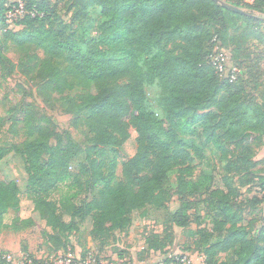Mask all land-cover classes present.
Here are the masks:
<instances>
[{
	"label": "trees",
	"instance_id": "16d2710c",
	"mask_svg": "<svg viewBox=\"0 0 264 264\" xmlns=\"http://www.w3.org/2000/svg\"><path fill=\"white\" fill-rule=\"evenodd\" d=\"M19 1L23 13L10 29L5 16L18 5L0 0V25L5 29L0 45L13 46L40 91L59 102L64 112L83 114L86 140L82 148L68 131L58 132L53 119L39 116L33 104L14 112L10 128L20 125L25 140L19 146L0 140V161L17 150L27 182L21 195L15 182L0 181V228L8 212H19L23 197L44 216L57 249H65L87 219L92 220L90 239L102 248L111 236L129 228L134 213L166 210L170 177L176 175L179 208L168 214L166 224L195 226L187 234L203 263L264 264V222L254 217L245 223L231 193L212 190L205 177L193 179L191 163L193 156L202 160L206 152L229 157L219 142L221 130L238 138L239 149L244 138L264 132V103H246L238 77L225 81L204 61V45L212 34L203 19L242 23L243 41L259 46L264 45V19L234 13L211 0H72L71 24H78L90 9H99L97 36L91 37L88 27L75 33L67 31V25L48 26L51 10L45 0ZM231 4L264 13V0ZM170 43L183 44V51L173 53ZM14 68L0 47L1 73L9 76ZM130 130L136 133V151L123 161L122 180L117 181L119 149ZM196 198L205 207L203 217L190 212V200ZM206 221L209 227H201ZM257 223L261 225L254 230ZM144 244V253L161 252L168 245L158 235H149ZM87 253L71 263L80 264ZM219 254L225 255L221 262ZM93 258L94 264H101L97 255ZM0 264H11L1 251Z\"/></svg>",
	"mask_w": 264,
	"mask_h": 264
},
{
	"label": "rangeland",
	"instance_id": "374dc122",
	"mask_svg": "<svg viewBox=\"0 0 264 264\" xmlns=\"http://www.w3.org/2000/svg\"><path fill=\"white\" fill-rule=\"evenodd\" d=\"M45 2L51 10V17L46 22L48 26L61 29L63 25H67L69 27L67 31H75V33L88 27L90 36H97L96 27L101 19L99 9H90L86 17L80 18L78 24H71L74 14L72 0H45ZM240 8L251 12L244 7ZM251 13L255 18L264 19V13L258 11ZM210 18L203 19L205 27H208L212 34V39L204 45V61L213 66L215 60H221L227 70L234 67L239 72L238 86L245 92L246 103L262 105L264 103V59L262 58L264 45L259 46L257 41L244 42L241 33L245 31L246 26L242 23H236L235 26L229 22L224 23L220 17ZM261 29L264 31V25ZM4 31L5 29L0 25L1 41H3ZM252 45H258V48ZM0 47L4 55L15 65L9 76L5 75L6 72L1 73L0 69V140L17 146L25 140L20 131V125L10 128L12 127L11 118L20 107L33 104L39 116L53 119L58 132L68 131L73 141L84 148L86 128L84 119L81 118L83 114L70 115L64 112L59 102L46 97L40 91L39 82L32 80L31 74L22 67L24 58L15 51L13 46L7 44ZM168 48L173 53L180 54L184 46L181 43H170ZM180 137L186 141L192 140L191 137L182 135ZM219 137V142L226 146L227 156L230 158L224 160L220 158L219 153L210 152H206L202 160L193 156L191 162L194 167L193 179L205 177L209 179L205 181L206 185L212 190L220 189L224 193H231L233 207L243 210L245 223L254 217L258 219L257 221L264 222V132L255 134V138H244V143L239 146L243 149L235 146L238 138L227 135L225 130L219 131ZM135 138L136 133L130 130V137L119 149L120 159L115 173L117 181L122 180L123 161L135 154ZM245 160L252 166H246ZM76 164L72 165V171H75ZM175 176L170 177L171 197L166 203V210L148 208L144 215L141 212L134 213L129 228L111 236L102 248H99L98 242L90 239L88 234L92 228V220L87 219L80 225V231L69 237V243L65 249H57L49 236L50 230L45 225L44 216L34 211L31 202L21 197L19 212L17 214L8 212L3 218V226L0 228V251L9 257L12 264H33L34 260L42 264H61L63 259L79 260L85 252H88L87 255H97L101 264H105L108 260L117 263L122 261L126 264L181 263L184 257L187 264H204L203 260L196 255L194 239L187 234L190 229L195 230V226L190 225L188 229H181L166 224L168 214L179 208ZM0 181L15 182L23 195L27 175L23 157L17 150H13L0 161ZM246 182H249L248 185L245 184ZM190 206L191 213L196 212L199 217L205 215V207L198 202L197 198L190 200ZM258 210L259 212L256 213ZM65 220L67 221L68 218L66 217ZM260 225L257 223L253 227L254 230ZM201 227H209L208 222H204ZM149 235L165 238L168 245L161 252L144 253V240ZM224 258V254L218 255L219 262Z\"/></svg>",
	"mask_w": 264,
	"mask_h": 264
},
{
	"label": "built area",
	"instance_id": "2783aa9c",
	"mask_svg": "<svg viewBox=\"0 0 264 264\" xmlns=\"http://www.w3.org/2000/svg\"><path fill=\"white\" fill-rule=\"evenodd\" d=\"M14 1V4H17L18 6L15 7L14 5L8 9L7 13H6V16H5V19H6V24L8 25V28L10 29H14L15 28V21H16V18L18 16H21L22 13H23V5L22 3L19 1V0H13ZM213 66H214V69L217 73V75L225 80V81H228V82H234L236 81L238 75H239V72L234 68H230L229 70H227V68L224 66V63L223 61L221 60H215L214 63H213ZM200 259L204 261V257L203 255H200ZM6 259L7 261H10L11 260L9 259V257L6 256ZM71 259H63V261L61 262V264H71ZM187 264V261H186V257H184L182 260H181V263H176V262H160L159 264ZM12 264V263H11ZM80 264H94V258L92 255H87L84 259V261H81Z\"/></svg>",
	"mask_w": 264,
	"mask_h": 264
},
{
	"label": "water",
	"instance_id": "95a60500",
	"mask_svg": "<svg viewBox=\"0 0 264 264\" xmlns=\"http://www.w3.org/2000/svg\"><path fill=\"white\" fill-rule=\"evenodd\" d=\"M211 1L213 3H215L216 5H219L220 7L224 8L226 10L232 11L234 13L243 14V15H247V16H254V15H251L248 11H246L242 8L236 7L234 5L228 4L222 0H211Z\"/></svg>",
	"mask_w": 264,
	"mask_h": 264
},
{
	"label": "crops",
	"instance_id": "0c3cea01",
	"mask_svg": "<svg viewBox=\"0 0 264 264\" xmlns=\"http://www.w3.org/2000/svg\"><path fill=\"white\" fill-rule=\"evenodd\" d=\"M196 255L199 256V257H201V256H200L201 254H199V253H196Z\"/></svg>",
	"mask_w": 264,
	"mask_h": 264
}]
</instances>
